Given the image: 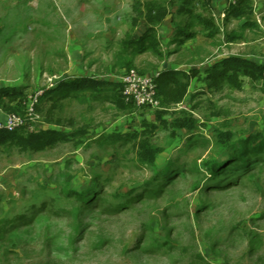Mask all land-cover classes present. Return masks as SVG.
<instances>
[{
  "label": "rangeland",
  "instance_id": "374dc122",
  "mask_svg": "<svg viewBox=\"0 0 264 264\" xmlns=\"http://www.w3.org/2000/svg\"><path fill=\"white\" fill-rule=\"evenodd\" d=\"M231 1L227 11H220L221 0L41 3L60 14L55 30L62 38L50 44L60 43L62 56L53 61L56 70L32 73L29 85L17 86L28 96L25 116L37 93L56 87H48L55 76L111 74L119 82L132 69L161 75L165 51L180 44L182 33H189L183 39L189 46L171 58L188 64L189 82L183 100L159 96L157 107L139 106L119 87L101 99L89 91L38 99L36 130L85 134L36 149L0 144V264H264V148L257 166L243 169L249 159L243 157L217 175L208 169L225 150L221 132L244 146L264 138V77L204 68L232 57L264 63V0H248L256 25L235 41L227 34L241 31L246 18L227 20L237 3ZM154 5L166 15L151 24ZM208 19L216 35H207ZM151 26L155 45L127 69L125 43ZM45 45L44 52L58 51ZM141 140L161 149L155 162L138 159Z\"/></svg>",
  "mask_w": 264,
  "mask_h": 264
},
{
  "label": "trees",
  "instance_id": "16d2710c",
  "mask_svg": "<svg viewBox=\"0 0 264 264\" xmlns=\"http://www.w3.org/2000/svg\"><path fill=\"white\" fill-rule=\"evenodd\" d=\"M252 10V6L250 5V2L248 0H237V3L229 8L228 15L226 17L227 20L230 17L238 18L244 16L246 18L245 23L241 27V31H232L227 34V38L229 41L242 39L244 37V32L248 28H253L256 25L251 17ZM147 14L148 22L153 24L157 20V18H160L159 20H161L166 15V10L161 6L154 5L148 8ZM206 21L208 22H206V24L212 27V30L207 33V35H216V32L218 33L219 28L211 19H208ZM152 32H155L154 26L149 27L140 36L139 40L136 41L137 45H135L134 40H127V42L125 43V50H129L126 51V53L129 55V57H131L128 60H126V57H124L123 64L127 67V69H129L133 65L136 55L145 52L150 47L155 45L157 40L153 37L154 35ZM151 37L153 41L151 40L152 43H148V40H150ZM131 47L132 51L130 50ZM124 53L122 54V56L125 55ZM211 69L214 71L222 69V71L224 70L222 72L224 74L231 72L229 73L230 77H237L239 74H246L258 79L264 77L263 62L242 57H232L223 61H219L215 63ZM183 77L186 78L185 81ZM156 82L158 96H161L165 103H170L173 101L178 102L183 100L186 94L189 77L185 71H164L161 73V75L156 77ZM118 87L121 88L120 82H115L106 78H95L90 75H81L76 76V78L73 80H61L55 88H48V90L43 92V94L39 96L38 99L41 103V101H43V99L48 96H56L57 94H63L62 96H79L81 93H85L86 91L91 92L96 99H101L103 97H106V95H109V97H114L116 88ZM27 97L28 96L25 95L24 91H22L20 88L9 86L1 87L0 107L8 113H15L21 116H25L26 104L24 102L27 100ZM7 98L11 100V103L9 101L7 102ZM116 102H118V100ZM38 107L39 104L37 105V110H39ZM182 126H185V123L182 122L179 124V127ZM84 131L85 130L82 128L77 129L72 133H67L55 129L28 131L24 127L13 131L1 129L0 144L5 145L9 143H17L22 148L36 149L45 147L50 143L58 141L73 140L75 138H78L82 134H85ZM231 136V132L220 133L219 139L220 141L224 142L225 150L218 159L208 162V169L211 170L215 175L222 172L223 168L236 163V161L240 160L243 157H249V159H247V161L243 165L245 166L243 168L245 170L249 168L250 163L254 162V165L257 166L256 162H261V157L259 156L258 152L259 150H262L264 148V138H257V142H254L255 144L252 146H244L230 142ZM138 145V159L142 162H155V158L158 152L161 151V149L158 146L150 144L148 141L143 140H141ZM252 152H254V155L252 154ZM77 196H79V194H77Z\"/></svg>",
  "mask_w": 264,
  "mask_h": 264
},
{
  "label": "crops",
  "instance_id": "0c3cea01",
  "mask_svg": "<svg viewBox=\"0 0 264 264\" xmlns=\"http://www.w3.org/2000/svg\"><path fill=\"white\" fill-rule=\"evenodd\" d=\"M223 1L225 3H222ZM42 2H45V0H0V88L5 86H27L29 85L28 82L34 79L32 73L54 71L56 69L53 66V61L56 62V60H58V63L61 61L62 45L60 43L57 45L53 42L50 44V40L53 39L56 41L62 38L61 31H58L57 34V30H55L56 26L62 23L60 14L55 5L52 6L51 12L50 9L45 10L43 5H41ZM55 3H57L56 0H54V4ZM230 3V0H221L220 5L222 8L220 11L224 9L227 11ZM59 8L61 10V7H58V9ZM49 12L50 15L48 17L46 13ZM106 21L107 23L110 22V17ZM182 34L177 38L181 40L179 45L176 44L175 46L174 43L167 47V49L165 48L166 54H164L165 60H163V65L165 67L163 68L164 71H188V69L185 68L188 64L181 61L179 58H171L173 55H178L179 52L183 51L184 47L186 48L189 46L183 41L186 34L188 36L189 33L183 34L184 37H182ZM12 36H14V41L12 43H3L4 40H9ZM137 37L138 36L133 37V39L130 38V40L135 41V45L136 41L140 38ZM46 40L49 41V45L58 47V51L52 49L51 53L44 52L47 47L45 45ZM75 50L71 52L70 56H73L76 64H79L82 59L74 55L78 53ZM130 50L132 51V47ZM126 51L129 50H125L124 48L125 53ZM167 52L170 54H167ZM47 54L51 56L49 61L44 62V60H37L38 56H45ZM54 65H56V63H54ZM213 65L214 63L206 65L204 68L208 66L212 67ZM77 71L80 73L83 70L78 66ZM27 73L31 74L28 76ZM87 74H83L82 72L79 76ZM106 79L118 82L111 74H107ZM6 114L7 112L0 107V118H4Z\"/></svg>",
  "mask_w": 264,
  "mask_h": 264
},
{
  "label": "built area",
  "instance_id": "2783aa9c",
  "mask_svg": "<svg viewBox=\"0 0 264 264\" xmlns=\"http://www.w3.org/2000/svg\"><path fill=\"white\" fill-rule=\"evenodd\" d=\"M235 2H237V0H235ZM158 76L159 73L155 75H144L139 71L132 69L120 76L119 82L121 83V92L126 97V99L132 100L139 106L157 107L160 104V98L157 93L156 82V77ZM93 77L106 78V75H97ZM56 78L57 76L54 77V81L48 87L56 86V84L60 82L61 79ZM43 92L44 91H40L34 96L33 101L28 107L27 116H21L15 113H8L4 118H1L0 130L6 129L9 131H13L24 127L28 131H35L36 127L34 122L38 118V115L34 112V107L36 102L38 101L39 96H41Z\"/></svg>",
  "mask_w": 264,
  "mask_h": 264
}]
</instances>
